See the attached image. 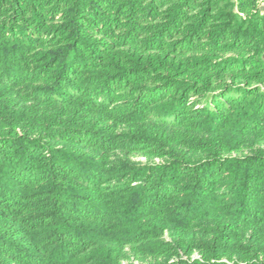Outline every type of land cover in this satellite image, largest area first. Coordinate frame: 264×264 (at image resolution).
<instances>
[{"label": "trees", "instance_id": "obj_1", "mask_svg": "<svg viewBox=\"0 0 264 264\" xmlns=\"http://www.w3.org/2000/svg\"><path fill=\"white\" fill-rule=\"evenodd\" d=\"M262 142L260 0H0V264H264Z\"/></svg>", "mask_w": 264, "mask_h": 264}, {"label": "rangeland", "instance_id": "obj_2", "mask_svg": "<svg viewBox=\"0 0 264 264\" xmlns=\"http://www.w3.org/2000/svg\"><path fill=\"white\" fill-rule=\"evenodd\" d=\"M260 5H261V7L264 6V0H260ZM259 145L264 147V142L260 143ZM245 150H247V149H245ZM130 157L132 159H137V160H142V161L145 160V158L143 156H141L140 154H132V155H130ZM134 263L137 264V263H139V261H136Z\"/></svg>", "mask_w": 264, "mask_h": 264}]
</instances>
